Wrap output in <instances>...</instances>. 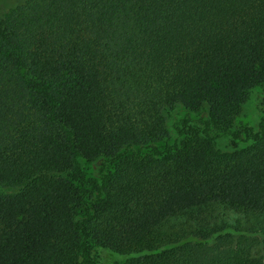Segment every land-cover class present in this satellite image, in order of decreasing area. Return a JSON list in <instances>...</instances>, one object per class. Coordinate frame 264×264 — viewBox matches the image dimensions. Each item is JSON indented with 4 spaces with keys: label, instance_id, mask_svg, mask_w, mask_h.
Returning a JSON list of instances; mask_svg holds the SVG:
<instances>
[{
    "label": "trees",
    "instance_id": "trees-1",
    "mask_svg": "<svg viewBox=\"0 0 264 264\" xmlns=\"http://www.w3.org/2000/svg\"><path fill=\"white\" fill-rule=\"evenodd\" d=\"M264 0H28L0 18V264H264ZM209 109L169 137L163 111ZM152 149L147 155L123 151ZM106 158L85 203L78 161ZM84 211L82 220L78 211Z\"/></svg>",
    "mask_w": 264,
    "mask_h": 264
},
{
    "label": "rangeland",
    "instance_id": "rangeland-1",
    "mask_svg": "<svg viewBox=\"0 0 264 264\" xmlns=\"http://www.w3.org/2000/svg\"><path fill=\"white\" fill-rule=\"evenodd\" d=\"M28 0H0V18H3L9 11L24 5ZM166 119L169 137L163 143L156 146L159 150H165L167 145L181 144L184 137H180L177 129L186 131L203 130L204 123L209 121V109L204 106L199 112H190L181 105L168 107L163 111ZM264 122V85L254 88L248 95L246 102L241 108L240 114L236 117L233 126V132H241L243 139L234 140L230 134H223L216 129L211 130L210 138L213 140L215 147L223 153H233L243 150L252 145L251 141L246 138L245 130L251 129L254 132L259 131L260 124ZM152 152V149H143L139 151L137 148L123 151L124 156L132 154L147 155ZM107 165L110 172L114 171V165L108 163L106 158H100L94 161L79 159L78 172H68L64 177L70 178L75 182L77 188L84 195L85 203H91L92 198L96 197V192L92 188V181L100 183V169L102 165ZM18 189L0 188V194H15ZM84 211L79 210L77 219L82 220ZM94 255L100 264H127L128 258L116 256L106 250L99 248L94 249Z\"/></svg>",
    "mask_w": 264,
    "mask_h": 264
}]
</instances>
